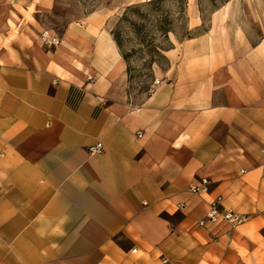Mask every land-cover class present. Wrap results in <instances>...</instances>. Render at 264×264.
I'll return each instance as SVG.
<instances>
[{
	"label": "crops",
	"instance_id": "obj_1",
	"mask_svg": "<svg viewBox=\"0 0 264 264\" xmlns=\"http://www.w3.org/2000/svg\"><path fill=\"white\" fill-rule=\"evenodd\" d=\"M56 3L0 0V264H264V36L182 41L135 102L113 11ZM216 196L246 221L198 226Z\"/></svg>",
	"mask_w": 264,
	"mask_h": 264
},
{
	"label": "rangeland",
	"instance_id": "obj_2",
	"mask_svg": "<svg viewBox=\"0 0 264 264\" xmlns=\"http://www.w3.org/2000/svg\"><path fill=\"white\" fill-rule=\"evenodd\" d=\"M104 8L113 11L111 32L135 102L158 83L166 52L182 41L264 36V0H57L49 25L61 33L68 21Z\"/></svg>",
	"mask_w": 264,
	"mask_h": 264
},
{
	"label": "built area",
	"instance_id": "obj_3",
	"mask_svg": "<svg viewBox=\"0 0 264 264\" xmlns=\"http://www.w3.org/2000/svg\"><path fill=\"white\" fill-rule=\"evenodd\" d=\"M42 40L46 45H51L56 43L55 38H49L45 33L41 35ZM103 150V146L100 142L89 147V152L99 153ZM264 152V151H262ZM208 180L203 178L199 183L193 184L189 187V191L192 194L199 195L201 192L206 190L208 185ZM179 209L184 208L183 204L178 205ZM247 219V216L243 213L236 212L231 209L224 208L222 206V197L216 196L209 202V206L205 215L198 220L197 225L201 227H208L212 225L222 224L228 226L229 228H235L243 224Z\"/></svg>",
	"mask_w": 264,
	"mask_h": 264
}]
</instances>
